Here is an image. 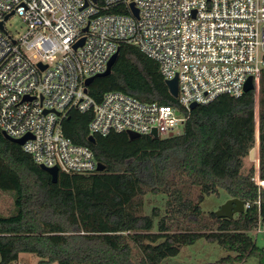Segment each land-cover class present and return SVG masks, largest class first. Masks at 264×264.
I'll use <instances>...</instances> for the list:
<instances>
[{"label":"trees","instance_id":"obj_1","mask_svg":"<svg viewBox=\"0 0 264 264\" xmlns=\"http://www.w3.org/2000/svg\"><path fill=\"white\" fill-rule=\"evenodd\" d=\"M112 91L177 107L157 65L125 43L110 74L88 86L96 102ZM90 120V113L70 112L62 133L90 149L103 171L58 172L55 184L0 130V196L12 194L14 208L0 215V264H13L20 254L38 257V264H160L201 238L235 254L207 264H242L249 257L264 264V248L250 235L264 226V188L257 185L264 184V69L257 97L253 90L197 105L171 137L129 139L114 133L93 135L89 142ZM256 141L258 164L248 162ZM186 185L199 190L196 201L186 197ZM218 190L242 201L244 211L230 220L211 213L210 224H201L199 203ZM147 193L167 197L156 233L152 219L141 215V197ZM152 214L160 213L153 209ZM181 222L187 225L174 231Z\"/></svg>","mask_w":264,"mask_h":264},{"label":"built area","instance_id":"obj_2","mask_svg":"<svg viewBox=\"0 0 264 264\" xmlns=\"http://www.w3.org/2000/svg\"><path fill=\"white\" fill-rule=\"evenodd\" d=\"M12 16L26 25L17 38L5 28ZM0 23V130L26 138L20 147L35 164L66 174L97 172L91 150L62 133L70 112L91 114L90 136L167 138L191 104L238 98L249 78L257 97L264 69V0H0ZM121 43L152 60L164 82L176 78L177 107L88 95L86 80Z\"/></svg>","mask_w":264,"mask_h":264},{"label":"rangeland","instance_id":"obj_3","mask_svg":"<svg viewBox=\"0 0 264 264\" xmlns=\"http://www.w3.org/2000/svg\"><path fill=\"white\" fill-rule=\"evenodd\" d=\"M5 28L13 37L17 38L25 32L26 25L18 16H12L5 23ZM181 129V127H178L174 134H179L181 132ZM248 162L245 163V169H247ZM256 181L257 183H259L258 179H256ZM184 187L186 197L193 201H196L197 197L199 196V190L187 185ZM141 200V215L148 216L152 219V232L156 233L158 222L160 218L165 215L167 200L166 194L159 193L157 195H152L150 193H147L141 197ZM228 200L229 197L223 190H218L217 194L204 196L203 200L199 203V207L202 211V219L200 223L208 226L210 224L208 215L217 212ZM13 209V195L10 193L2 194L0 196V215L8 216L12 213ZM153 209L159 210V216H153ZM186 225L187 224L185 222H181V225L179 227H174L173 230L180 231ZM192 228L194 229V227ZM250 235L252 236L253 241L257 247L264 248V226H259L256 230L252 231ZM133 251L135 252L136 249H134ZM228 255L234 256L235 254L232 252H227L217 244L209 243L205 239L201 238L192 245L180 247L179 252L176 256L167 257L163 259L160 264H207L214 263ZM135 258L138 259V256L136 255ZM38 263V257L30 254H20L18 260L13 264ZM242 264L259 263L256 258L249 257L245 259Z\"/></svg>","mask_w":264,"mask_h":264},{"label":"water","instance_id":"obj_4","mask_svg":"<svg viewBox=\"0 0 264 264\" xmlns=\"http://www.w3.org/2000/svg\"><path fill=\"white\" fill-rule=\"evenodd\" d=\"M130 9H131L133 16L136 18L137 17V10L133 8L132 4L130 5ZM7 18H8V16L5 17L4 20H6ZM0 29H2V23H0ZM82 43H83V40L80 41V45ZM116 58H117V53L111 57L110 61L107 64L106 70L103 73L98 74V75L93 76V77H90L86 80V82H85L86 87L88 88V86L92 83V81L94 79L108 76L111 72V68H112L113 64L116 61ZM165 85L168 89L169 94L172 97H175L176 93H177V80H176V78L165 81ZM253 90H254V86L252 84L251 78H249L244 85L243 92L247 93V92H250ZM196 106H197L196 104H191L189 109L193 110ZM126 135L128 136L129 139H135V138L139 137V135L131 133V132L126 133ZM2 136L7 141H10L11 143H14L18 146H22L25 139H26V138L19 139V140L11 139L7 135H5L4 133H2ZM151 136H152V138H157V133L155 130L152 131ZM171 136L172 135H169V137H171ZM88 140H89V142H94L93 136H90L88 138ZM248 161H249V163H255V164L257 163L258 164V141H256L254 148H252L249 151ZM39 167L41 170H43L44 172H46L50 176L52 184H55L57 182L58 169L56 167H52V168H46L44 166H39ZM96 169H97V172H101V171H103L104 168L102 165L97 164ZM261 182H264V181H261ZM257 185L264 188V184H257ZM243 211H244V205H243L242 201H239L237 199H229L217 212H215V216L219 219H229L230 220L233 218L234 215L242 213Z\"/></svg>","mask_w":264,"mask_h":264}]
</instances>
